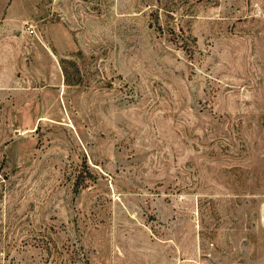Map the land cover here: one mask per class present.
Here are the masks:
<instances>
[{"label": "rangeland", "instance_id": "obj_1", "mask_svg": "<svg viewBox=\"0 0 264 264\" xmlns=\"http://www.w3.org/2000/svg\"><path fill=\"white\" fill-rule=\"evenodd\" d=\"M0 264H264V0H0Z\"/></svg>", "mask_w": 264, "mask_h": 264}]
</instances>
